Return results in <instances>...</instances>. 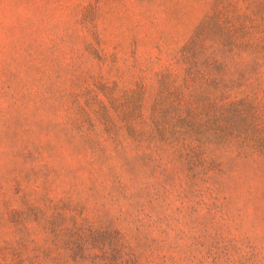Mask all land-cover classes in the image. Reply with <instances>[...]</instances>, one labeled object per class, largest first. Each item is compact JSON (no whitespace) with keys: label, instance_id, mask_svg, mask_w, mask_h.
I'll use <instances>...</instances> for the list:
<instances>
[{"label":"rangeland","instance_id":"obj_1","mask_svg":"<svg viewBox=\"0 0 264 264\" xmlns=\"http://www.w3.org/2000/svg\"><path fill=\"white\" fill-rule=\"evenodd\" d=\"M0 264H264V0H0Z\"/></svg>","mask_w":264,"mask_h":264}]
</instances>
